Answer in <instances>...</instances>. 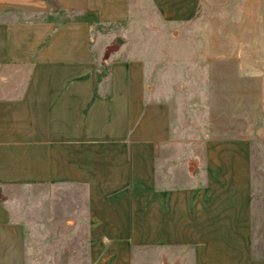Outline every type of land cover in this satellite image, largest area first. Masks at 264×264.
Wrapping results in <instances>:
<instances>
[{
  "label": "crops",
  "instance_id": "1",
  "mask_svg": "<svg viewBox=\"0 0 264 264\" xmlns=\"http://www.w3.org/2000/svg\"><path fill=\"white\" fill-rule=\"evenodd\" d=\"M86 10L103 24L173 27L189 52L156 56L190 59L207 126L195 117L182 130L166 83L182 68L59 18ZM252 89L261 113L264 0H0V264H133L136 248L153 264H264Z\"/></svg>",
  "mask_w": 264,
  "mask_h": 264
},
{
  "label": "rangeland",
  "instance_id": "2",
  "mask_svg": "<svg viewBox=\"0 0 264 264\" xmlns=\"http://www.w3.org/2000/svg\"><path fill=\"white\" fill-rule=\"evenodd\" d=\"M73 13L69 11H65L64 13L59 14L60 19H64L65 17L72 16ZM154 19V18H152ZM142 25H135L131 27L129 24H117V25H104L102 29H99V26H95V32H111L112 30L118 31L121 36H125L127 40H129L130 44L135 47V49L139 50V53H142L140 45L142 42H145L146 46L150 47V55H154L150 57V62L152 67H157L158 65H167V66H177L178 68H182L180 74L176 77L173 75L167 76V87H169L168 93L171 97L176 101L177 106L176 110L181 116L182 119V130L187 132L191 128V120H194L196 117L198 120L197 127L198 129H204L207 124L200 122L201 118H205L206 112L205 107L200 105V101L198 104H195L194 100L191 99V87H190V76L188 74V68L190 67V59L179 57L178 55L167 57L166 59L158 58L159 51H171V52H180L182 55L189 52V43H174V28L167 25H152V20H143ZM148 21V22H147ZM150 21V22H149ZM150 24V25H148ZM156 24V23H154ZM187 36H188V28H187ZM104 38V37H102ZM103 40H106L105 38ZM139 48H138V46ZM111 48H115L113 44ZM125 48V47H124ZM185 56V55H183ZM157 69H155V73L151 75V78L156 80ZM183 71H186L185 73ZM204 92V91H203ZM200 93V92H199ZM204 94V93H203ZM204 100H202L203 102ZM194 105H193V104ZM259 96L256 89H252L251 91L246 92V112L247 116L255 122L246 123V133L251 136L253 143V169H254V184H253V199H254V207H255V216L257 218V224L260 227V233L262 242L264 243V111L259 112ZM213 109L216 111V114L220 115V111L222 109L221 106V98L219 93L214 91L213 95ZM264 104V102H263ZM212 109V108H211ZM261 110H264L261 109ZM233 126H237V124H232ZM194 124H192V127ZM215 126V131L222 132L223 126L222 123H213ZM25 205L28 207V191H24ZM22 195V194H21ZM19 195V196H21ZM142 253L138 248L133 250V264H153V261H144L142 259Z\"/></svg>",
  "mask_w": 264,
  "mask_h": 264
},
{
  "label": "trees",
  "instance_id": "3",
  "mask_svg": "<svg viewBox=\"0 0 264 264\" xmlns=\"http://www.w3.org/2000/svg\"><path fill=\"white\" fill-rule=\"evenodd\" d=\"M61 12L64 13L65 11H61ZM71 12L73 13V15L69 16V17H65L63 19V21H70V20L84 21V22H87L91 25L99 26V29H102L103 26L106 25V24L101 23L99 14L96 11L86 10L83 12H75V11H71ZM48 19H54V18L49 17ZM117 24H123L124 25L125 22L110 23L108 25H117ZM107 75H108V66H107V63L105 61H103L100 65V69L97 73L98 82H101Z\"/></svg>",
  "mask_w": 264,
  "mask_h": 264
},
{
  "label": "water",
  "instance_id": "4",
  "mask_svg": "<svg viewBox=\"0 0 264 264\" xmlns=\"http://www.w3.org/2000/svg\"><path fill=\"white\" fill-rule=\"evenodd\" d=\"M120 41H122V40H121V39H118V42L114 44V45H115V48H111V46L108 48V50H107V54H106L107 57L109 56V54L111 53V51L117 49V47H118V45H119L118 43H119Z\"/></svg>",
  "mask_w": 264,
  "mask_h": 264
}]
</instances>
